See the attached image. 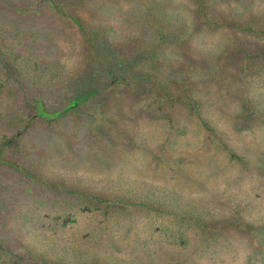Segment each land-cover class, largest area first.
Listing matches in <instances>:
<instances>
[{
    "label": "rangeland",
    "instance_id": "1",
    "mask_svg": "<svg viewBox=\"0 0 264 264\" xmlns=\"http://www.w3.org/2000/svg\"><path fill=\"white\" fill-rule=\"evenodd\" d=\"M0 264H264V0H0Z\"/></svg>",
    "mask_w": 264,
    "mask_h": 264
},
{
    "label": "trees",
    "instance_id": "2",
    "mask_svg": "<svg viewBox=\"0 0 264 264\" xmlns=\"http://www.w3.org/2000/svg\"><path fill=\"white\" fill-rule=\"evenodd\" d=\"M97 91L93 90L92 92H90L89 94L83 95L81 97L75 98L74 100H72L71 102V107H77L79 106L83 101L88 99V96L95 94ZM42 114H45V112L41 111Z\"/></svg>",
    "mask_w": 264,
    "mask_h": 264
}]
</instances>
